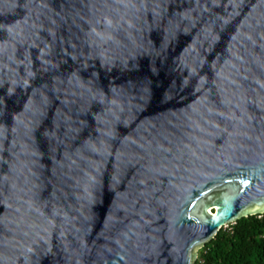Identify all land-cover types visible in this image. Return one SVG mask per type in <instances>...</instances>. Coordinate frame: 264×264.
I'll list each match as a JSON object with an SVG mask.
<instances>
[{
	"label": "water",
	"instance_id": "95a60500",
	"mask_svg": "<svg viewBox=\"0 0 264 264\" xmlns=\"http://www.w3.org/2000/svg\"><path fill=\"white\" fill-rule=\"evenodd\" d=\"M259 215L264 0H0V264H194Z\"/></svg>",
	"mask_w": 264,
	"mask_h": 264
},
{
	"label": "trees",
	"instance_id": "16d2710c",
	"mask_svg": "<svg viewBox=\"0 0 264 264\" xmlns=\"http://www.w3.org/2000/svg\"><path fill=\"white\" fill-rule=\"evenodd\" d=\"M194 264H264V215L222 229L202 246Z\"/></svg>",
	"mask_w": 264,
	"mask_h": 264
},
{
	"label": "snow or ice",
	"instance_id": "6c2138e0",
	"mask_svg": "<svg viewBox=\"0 0 264 264\" xmlns=\"http://www.w3.org/2000/svg\"><path fill=\"white\" fill-rule=\"evenodd\" d=\"M241 183H242V185L244 186V187H247V185H248V181H241Z\"/></svg>",
	"mask_w": 264,
	"mask_h": 264
},
{
	"label": "rangeland",
	"instance_id": "374dc122",
	"mask_svg": "<svg viewBox=\"0 0 264 264\" xmlns=\"http://www.w3.org/2000/svg\"><path fill=\"white\" fill-rule=\"evenodd\" d=\"M201 248H199V249H196L197 250V253H199V250H200Z\"/></svg>",
	"mask_w": 264,
	"mask_h": 264
}]
</instances>
